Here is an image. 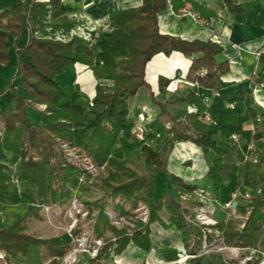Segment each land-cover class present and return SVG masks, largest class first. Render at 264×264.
Wrapping results in <instances>:
<instances>
[{
	"label": "trees",
	"instance_id": "1",
	"mask_svg": "<svg viewBox=\"0 0 264 264\" xmlns=\"http://www.w3.org/2000/svg\"><path fill=\"white\" fill-rule=\"evenodd\" d=\"M61 2L62 0H48L30 5L20 3L0 11V65H9L6 39L20 34L24 19L30 22L31 27L28 42L16 54V76L22 86V94L14 96V107L10 114H0L1 130L10 133L15 131L17 125L24 129L19 151L20 167L15 179L28 183L35 189L36 195L28 189L22 193L21 201L26 204L58 207L69 203L71 192L68 185L77 169L65 160L56 139L72 142V127L81 121L86 108L102 114L85 149L88 157L96 165L102 166L118 137L131 135L128 101L140 88H149L145 74L146 66L152 58L158 54L169 56L173 53L190 58L185 80L214 92L226 86L221 77L229 70L227 60H216L223 51L216 42L184 40L162 34L159 30L158 15L165 11L168 4L175 14H180V9L189 5L191 11L200 18L214 20L216 15L198 0H142L138 7L115 9L110 13L112 31L96 47L78 36L63 42L38 38L33 34L35 27L39 30L51 28L65 32L74 27V22L67 17V9ZM251 5V2L243 0H217L219 9L230 15L245 13ZM32 6L34 8L31 14ZM47 6L50 8V18L49 23L44 25L39 20ZM76 66L88 67L96 79L113 82L109 87L98 84L95 86L91 106L84 105L78 92L69 91L57 79L63 73L73 71ZM159 82L160 90L168 83L164 79H159ZM242 99L243 92L240 91L230 101ZM179 101L193 105L195 112L187 114L183 120H176L166 112L164 104L154 100L153 103L168 119L171 141L190 142L200 148L208 159L207 178L218 197L220 187L227 180L231 162V151L221 148L218 142L229 143L232 136L241 134L247 121L258 123L257 116L262 109L252 102L241 115L214 124L201 120L206 113V107L196 95L190 93ZM32 103L45 105L43 114L47 118L46 124L34 125L30 121L27 106ZM145 141L135 140L132 147L141 149L148 174L115 172L101 179L102 196L90 205V210L97 211L93 233L102 237L109 232L115 240L108 241L100 248L97 258L90 260L89 264H115L109 261L113 256L119 255L129 243L148 251L149 226L155 221L161 223L159 214L163 211L169 214V225L180 232L188 254L194 255L200 249L202 232L193 221L192 214L169 193L155 201L154 177L157 173L167 172L166 163L161 160L158 152L144 144ZM254 148L258 162L264 168V138L255 142ZM1 156L0 141V158ZM169 179L171 185L181 192L189 193L195 189L173 174H169ZM7 188L4 166L0 161V195ZM115 198L130 204L131 209L136 208L139 202L145 204L149 212L147 223L138 224L130 234L113 227L104 210ZM247 210L249 214L242 229H237V220L232 219L221 221L216 226L224 246L257 250L261 245V240H264V182L251 192L247 206L236 208L238 215L246 214ZM26 230L25 217L0 228V249L6 253L7 260L26 257L31 247H38L54 258L52 264H57L56 258L63 257L70 248L60 238L40 239L28 234ZM211 238L213 236H207V240ZM191 241L194 248H189ZM161 254L167 261L178 259L177 253L172 250H162ZM256 263L253 261L246 264Z\"/></svg>",
	"mask_w": 264,
	"mask_h": 264
},
{
	"label": "crops",
	"instance_id": "2",
	"mask_svg": "<svg viewBox=\"0 0 264 264\" xmlns=\"http://www.w3.org/2000/svg\"><path fill=\"white\" fill-rule=\"evenodd\" d=\"M47 2L48 0H0V11L16 4L30 5L33 2ZM207 10L216 15L210 26L201 25L190 15L175 14L170 4L164 12L158 15V27L162 34L177 36L184 40L213 41L219 44L223 51L216 57L218 62L228 61L229 70L221 79L226 86L219 91H212L185 80V75L191 59L173 53L169 56L158 54L147 64L145 80L149 88H140L137 94L129 99L128 119L132 124L137 122V115L145 108L146 122L145 135L147 142L154 151L160 154L166 163V171L155 174L154 199L159 201L163 195L169 193L177 197L178 189L170 183L169 174L181 179L185 184L194 188L204 189L213 199L214 218L224 220V213L220 204L230 199L233 191L253 192L264 182V168L258 162L257 153H251V159L246 160L249 147L262 140L260 125L253 120L243 125L240 135H234L230 142L218 145L224 150L231 151V162L228 177L218 191L216 197L210 180L207 178L209 161L200 148L190 142H172L167 136L166 125L168 119L161 113V109L153 100L164 104L166 112L176 120H183L189 113L195 112V107L182 103L180 98L192 93L196 95L206 107L208 121L205 123H220L221 121L241 115L252 102L264 112V56L261 61L256 54L264 45V0H243L251 2V8L242 14L230 15L220 10L217 0H198ZM67 9V17L74 22L69 31L45 28H33V34L38 38L58 41H69L78 36L96 47L112 31L110 13L117 10H126L141 5L142 0H62ZM34 6H32L31 14ZM27 13V11H26ZM50 8L47 6L40 17L41 24H48ZM31 35L30 22L24 19L19 35L9 36L6 39L7 51L10 56L9 65H0V114L8 115L13 111L14 96L22 94V86L16 76V54L24 46ZM65 84L69 91L75 90L84 105L90 106L95 96V86H111L112 81L96 79L93 71L86 66H76L73 71L65 72L57 77ZM159 79L167 80V85L160 90ZM174 82L175 89L167 86ZM161 83H164L161 82ZM162 85V84H161ZM243 92V99L232 100L238 92ZM41 105L30 104L27 113L34 125L47 123ZM261 112V113H262ZM102 114L86 108L81 121L72 127V146L85 151L90 137L98 125ZM132 129V128H131ZM24 129L17 125L15 131L5 132L0 128L2 145L1 163L8 184L7 190L0 195V228L11 225L24 215L36 211L38 206L21 201V194L30 189L35 190L26 182L15 179L20 167V144ZM131 134V133H130ZM135 140L132 134L129 137L119 136L115 146L110 151L107 161L102 166L105 176L111 173L134 172L138 175L148 174L144 165V156L141 149L133 148ZM94 179H90L92 183ZM17 183V184H16ZM100 187L101 183L98 181ZM74 194H81L79 185H75ZM95 196L91 200L92 196ZM100 194L93 192L90 185V202H95ZM233 205L242 206L238 201ZM161 223L155 221L149 226L148 238L150 249L145 251L133 243L114 257L116 264H175L167 261L161 254L162 250H172L180 257L185 254L184 244L180 232L169 225V214L165 211L159 214ZM164 216L167 218L164 219ZM264 247V243H262ZM227 250L213 249L206 253L192 255L186 264H224Z\"/></svg>",
	"mask_w": 264,
	"mask_h": 264
},
{
	"label": "rangeland",
	"instance_id": "3",
	"mask_svg": "<svg viewBox=\"0 0 264 264\" xmlns=\"http://www.w3.org/2000/svg\"><path fill=\"white\" fill-rule=\"evenodd\" d=\"M91 105L92 104H90V106ZM41 106L43 107V110H45V105ZM141 112L143 113L144 121L138 119L137 115V122L133 124V127L131 129V134L135 140L137 139L133 135V129L137 125L143 126L146 122L145 108H142ZM141 112L139 114H141ZM166 129H170V124L166 125ZM167 136L171 140L170 134H168ZM56 141L59 145L60 150H63L62 144H66L69 149L73 150V156H71V158L74 159V162L81 165H92V168L89 170H85L81 167L74 166L77 171L75 173V176H73L71 183L68 185L71 192V199L67 205L58 207L56 205L48 206L34 204L38 206L36 211L24 215L25 223L27 226L26 232L40 239L60 238L62 242H67L70 245V248L67 250L66 254L63 257L56 258L55 261L57 262V264H89L90 260H94L97 258L100 248H102L108 241L115 240L109 232L105 233L102 237H97L93 233L94 219L97 211L90 210V205L93 203L90 202V185H92L93 187V192H96L98 194H100L101 192L102 196V191L98 185V181H100L101 183V179L106 177L105 171L102 169V166L104 164L102 166L96 165L91 160V158L88 157L86 151L75 149L72 146V142L69 143L60 139H56ZM144 144L150 146V143L147 141H145ZM65 160L67 161L66 157ZM69 163L71 164V162ZM92 178L94 179V181L90 183V179ZM75 185L80 186L81 194H74L73 188ZM31 188L35 190L33 187ZM198 189L199 188H195L192 192L189 193L178 191L176 197L181 206L186 208L192 214L193 221L196 210L202 204H205L207 206L209 203H211V205L213 206V199L209 195L206 197V199H203L205 203L200 197L196 195L194 196L193 192ZM239 193L240 196L236 197L234 202L238 201L242 204V206H247L251 193L242 191H239ZM184 195H187L189 197L183 199L182 196ZM101 196L97 200H99ZM94 197L95 196L93 195L91 197V200H93ZM222 205L223 203L220 204V208ZM141 207H144V209H140ZM223 211L222 212L224 213V220L222 221H228L229 219L237 220L236 228H243L244 222L249 214V210H247L246 214L244 215H238L236 212V207H234V212L231 211V209H226ZM104 214L107 216L109 222L113 227L118 230H125L128 234H130L138 224H146L149 216L148 208L145 204L139 202L136 208L131 209L130 204L124 203L118 198H115L110 202V204L105 208ZM166 218L167 217L164 216V219ZM214 220L216 219L214 218ZM219 222L221 221H217V224L213 226L196 224L201 228L202 232L200 249L196 254L206 253L210 250L218 248L227 250L226 252L228 257L226 258L224 264H246L247 262L253 261H256V264H259L262 260H264V247H262V243H264V240H261V245H259L257 250L224 246L221 243V234L216 227L218 226ZM208 235L213 236V238L207 240ZM92 248H97V252L93 257L90 256V249ZM189 248H194L193 241L190 242ZM185 252V254H182L180 257H178L175 264H177L178 260L184 257H187L185 264L187 263L188 258L192 255L188 254L186 250ZM114 257L115 256H113L109 262H114ZM248 257H251V259H246ZM52 259L54 258L49 257L47 252L42 248L31 247L26 257H18L17 260H7L6 253L0 249V264H52ZM99 264H103V262Z\"/></svg>",
	"mask_w": 264,
	"mask_h": 264
},
{
	"label": "built area",
	"instance_id": "4",
	"mask_svg": "<svg viewBox=\"0 0 264 264\" xmlns=\"http://www.w3.org/2000/svg\"><path fill=\"white\" fill-rule=\"evenodd\" d=\"M179 12L182 15L192 16L203 26H209L213 22L212 19L206 20V19L200 18L196 13L191 11V8L189 5H185L182 9H180ZM263 55H264V45L258 50L256 57L259 60V58ZM174 84H175L174 82H170L168 84V88L171 90H174L175 89ZM138 119H140L141 121H144L142 112H141V114H138ZM203 120H205V121L209 120L207 113H205L203 115ZM257 121L260 125L261 136H262V138H264V112L260 113L257 116ZM144 132H145V126L144 125L143 126L137 125L133 129V135L136 137V139L138 141H144V134H145ZM233 138H235V136H233ZM62 149H63L62 152L65 155V157L67 158V161L71 162L72 165H74L76 167H81L85 170L86 169L89 170L92 168V165H90V166L85 165V164L81 165V164H77L76 162H74V159L71 158V156H73V150L69 149L66 144H62ZM254 150H255L254 146L249 147V153H247L245 155L246 160L251 159V153ZM193 194H194V196L196 195V196L200 197L202 199V201H204L203 199H206V197L208 196L207 192L204 189L195 190L193 192ZM239 196H240L239 191H237V190L233 191L230 199L227 200V202L223 203V205L221 206V208H220L221 211L226 210V209H231V211L234 212L235 206L233 205V203H234L235 198L239 197ZM186 197L188 198L189 196H187V195L182 196L183 199H185ZM204 203H205V201H204ZM46 209H48V208H46ZM140 209H144V207H141ZM213 217H214V207L211 205V203H209L207 206L205 204H202L195 212L194 221L196 222V224H199V225L213 226V225L217 224V221L214 220ZM98 245H100V244H98ZM90 251H91L90 256L93 257V256H95V254L97 252V248H92V249H90ZM186 259H187V257L181 258L180 260L177 261V264H185ZM246 259H251V257H248ZM259 264H264V260H262Z\"/></svg>",
	"mask_w": 264,
	"mask_h": 264
}]
</instances>
